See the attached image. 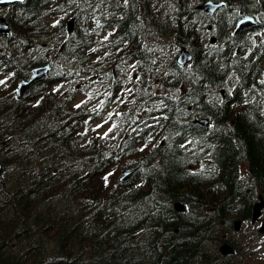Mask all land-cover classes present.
Segmentation results:
<instances>
[{"label": "trees", "instance_id": "trees-1", "mask_svg": "<svg viewBox=\"0 0 264 264\" xmlns=\"http://www.w3.org/2000/svg\"><path fill=\"white\" fill-rule=\"evenodd\" d=\"M151 1L137 5L131 0L123 8L115 0H26L6 10L12 26V33L3 36L10 52L6 59L14 62L18 50L23 54L19 67L29 70L42 62L41 55L33 58L28 52L36 44L57 39L60 32L53 29L50 19L72 12L77 28L68 49H76L84 63L70 64L68 74L89 79L95 72V48L85 46L98 42L97 27L118 24L115 32L133 43L147 36L142 21L158 33L164 14ZM228 1L255 9L254 0ZM173 4L169 12L176 18L173 36H179L181 43L194 40L195 34L189 38L193 29L185 27L182 18L185 0H173ZM202 14L197 11L198 17ZM203 19H210L222 35L226 25L222 13L203 15ZM104 41L111 42V36ZM199 42L205 41L195 42V67L186 81L184 68L175 63L172 51L164 55L163 63L159 58L150 61L145 72L161 74L167 84L185 89L186 100L181 102L185 109L179 111L170 102L155 113L154 122H140L121 131L122 145L115 155L103 152L108 151V139H100L93 126L94 117L100 115L71 101L74 82H69L68 98L62 87L51 88L52 78L35 87L39 102H34V87L20 100L1 98L0 160L6 172L0 177V261L222 264L218 245L233 223L227 216L243 202L246 208L241 216L249 218L255 190L259 187L264 193V122L251 107L239 106L236 95L220 100V90L229 88L236 75L241 76L237 92L244 81L250 85L261 66L249 57L245 73L241 64L231 61L230 47L235 42L230 47L218 43L205 49ZM6 64L11 63L7 60ZM133 85L132 94L137 95L143 83L135 80ZM107 98L112 100L114 95ZM188 104H195L198 116H210L211 125L191 122ZM160 139L165 140L163 145ZM242 162L248 164V176L240 169ZM134 165L139 166L137 173L128 181L119 180L122 168ZM177 200L187 204L186 212L175 210Z\"/></svg>", "mask_w": 264, "mask_h": 264}, {"label": "rangeland", "instance_id": "rangeland-1", "mask_svg": "<svg viewBox=\"0 0 264 264\" xmlns=\"http://www.w3.org/2000/svg\"><path fill=\"white\" fill-rule=\"evenodd\" d=\"M97 124V123H96ZM101 123H98L100 125ZM108 128V125L106 123L103 124V127L97 128L98 134H102L106 129ZM259 223H244L241 227V232L237 234V237L239 240H241L242 247H243V255H238L236 259H233L234 262L238 263L241 261H248L250 260L251 264H264V261H256L252 256L249 258L248 251L251 249H260L261 251H264V236L260 235V237L257 236V233L255 232V229L258 228Z\"/></svg>", "mask_w": 264, "mask_h": 264}, {"label": "water", "instance_id": "water-1", "mask_svg": "<svg viewBox=\"0 0 264 264\" xmlns=\"http://www.w3.org/2000/svg\"><path fill=\"white\" fill-rule=\"evenodd\" d=\"M14 1H18V0H7V2H0V4H5V3H9V2H14ZM3 18L0 19V29L2 31H5L7 32L9 29H8V25L6 24V22ZM70 29H71V23H70ZM50 66L49 65H45V66H39V67H36L34 68V76L32 79H30L27 83V85H29L30 83H32L33 81L35 80H38L40 79L41 77H43L45 75V73L48 72ZM21 90H25V88H21ZM259 214V211L256 212V216ZM264 230V225H263V228Z\"/></svg>", "mask_w": 264, "mask_h": 264}, {"label": "snow or ice", "instance_id": "snow-or-ice-1", "mask_svg": "<svg viewBox=\"0 0 264 264\" xmlns=\"http://www.w3.org/2000/svg\"><path fill=\"white\" fill-rule=\"evenodd\" d=\"M0 2H7V0H0ZM127 2H128V0H125V3H127ZM209 3H211V0H209ZM218 6H222V5H218ZM246 19H250V18H246ZM58 23H59V21L56 22V24H58ZM241 23H243V21H241ZM54 26H55V25H54ZM111 35H112V33H109V34H108V36H111ZM262 35H264V34H262ZM107 39H108V37L106 36V37H105V40H107ZM93 51H95V50H93ZM133 68H135V65H133ZM5 83H6L5 80H0V85H3V84H5ZM260 83H261V84H264V80L260 81ZM17 91H19V89H17ZM128 91L130 92L131 89H129ZM231 91H232L231 89H226L227 94H231ZM246 95H247V94H246ZM76 107H80V105L77 104ZM109 118H111V116H110ZM105 123H107V121H105ZM100 127H103V125H97V128H100ZM115 127H116V125L113 124L112 127H110V128L108 129V132H105V133L103 134L104 137H105V138L108 137V133L111 132V131L113 130V128H115ZM181 147H185V145H181ZM140 150L143 151V148L140 149ZM109 175H112V173H109ZM104 179H105V182H107L108 177L106 176Z\"/></svg>", "mask_w": 264, "mask_h": 264}]
</instances>
